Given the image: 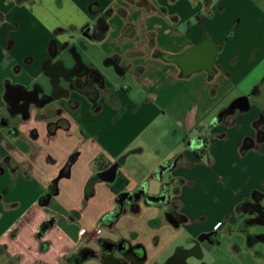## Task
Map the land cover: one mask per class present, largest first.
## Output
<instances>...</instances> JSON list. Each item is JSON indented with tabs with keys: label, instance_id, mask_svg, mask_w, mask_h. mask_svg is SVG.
Here are the masks:
<instances>
[{
	"label": "crops",
	"instance_id": "crops-1",
	"mask_svg": "<svg viewBox=\"0 0 264 264\" xmlns=\"http://www.w3.org/2000/svg\"><path fill=\"white\" fill-rule=\"evenodd\" d=\"M226 5V0H0V119L7 116L8 88L38 86L51 92L50 81L62 72L59 62L74 72L73 82L91 81L82 92L60 78L67 96L32 108L27 119L15 116L17 131L0 130L5 143L0 144V264H64L79 248L108 237L145 250L141 233L167 223L166 208L140 203L137 214L128 212L115 232L103 235L97 224L116 211L119 194L147 183L155 194L161 184L175 181L177 191L169 200L184 212L200 194L199 183L213 188L212 176L230 173L237 160L245 179L237 184L240 193L229 198V211L238 223L237 213L251 193H264V134L251 143L264 126V118H257L264 117V5L248 4L231 13ZM103 19L104 32L83 31L96 29ZM204 38L219 47L211 74L201 70L184 76L180 66L164 58L181 55ZM69 53H78L83 66H76ZM98 77L105 88L97 100L100 110L89 96L98 90ZM238 88L242 91L235 94ZM104 92L114 98L111 105ZM241 96L248 97L249 110L212 125L224 102ZM54 110L61 113L48 112ZM58 119L67 124L49 130ZM194 140L200 141L198 147L191 145ZM148 153L153 159L146 164ZM84 160L79 171L75 167ZM171 161L174 168L156 178L155 171ZM114 164L115 180L98 179L85 199L87 182ZM253 176L262 179L260 185H253ZM51 184L56 192L43 199ZM187 220L184 228L192 218ZM48 221L51 228L40 236V226ZM218 225L184 233L186 245L176 246L164 264L187 244L216 233ZM50 251H55L52 258Z\"/></svg>",
	"mask_w": 264,
	"mask_h": 264
},
{
	"label": "rangeland",
	"instance_id": "rangeland-1",
	"mask_svg": "<svg viewBox=\"0 0 264 264\" xmlns=\"http://www.w3.org/2000/svg\"><path fill=\"white\" fill-rule=\"evenodd\" d=\"M226 12L231 13L236 8H241V11L245 10L246 5H264V0H226ZM263 2V4H262ZM239 17V16H238ZM234 18L235 21L239 18ZM127 83V82H125ZM239 91L234 90L235 94L240 93L242 90L238 88ZM126 93L127 91H123ZM235 97L231 95V98ZM227 100L224 102V107L226 108L230 102ZM257 108V104L254 103ZM220 113V112H219ZM217 115V114H216ZM264 118L261 114H258L257 118ZM127 154V153H126ZM148 153L143 156V163L148 164L153 156ZM239 161H234L232 166L234 167L228 174H215L213 179L210 180L211 186L213 188L206 189L199 183L200 194L195 193V200L190 204H186L185 211L180 212L181 215L186 216L189 219L192 218V222L189 227L184 228L183 224L179 227H173L168 223L162 224V226L156 227V230L144 229L141 233V240L146 250V261L147 264H164L166 259L172 258L174 255V249L178 245H186L187 238L184 233L192 232L196 233L198 231L210 230L211 225L219 222L218 226L221 228L215 233L218 236V243H204L199 247V255L189 254L186 256L184 262L186 264H259L264 259V247L262 241H257L253 239L252 241H246V235L239 232L238 229L247 228V234L264 236L263 227L255 226H245L244 221L240 220L238 223H234L235 219L231 216L230 205L232 200L229 198L233 197V194H239L241 189L239 184L244 183V176L241 174L243 169L242 165L238 163ZM85 164V160L79 162L75 167H78L80 171L82 166ZM150 175V173H149ZM253 185H257L264 180L257 179L253 176ZM210 178V175L205 177ZM260 180H262L260 182ZM156 181L150 180L149 184L154 186ZM238 184V185H237ZM144 190H148L149 195L154 193L151 188H149L148 183L143 185ZM178 187V185H177ZM155 193L159 191V188L154 190ZM194 190L193 192H195ZM192 192V193H193ZM173 195V192H170ZM180 205L183 206V201ZM117 209V208H116ZM181 209V208H180ZM189 216H188V215ZM122 216H120L121 218ZM119 218V219H120ZM229 224L231 227L224 229V225ZM97 225L103 226V235L107 234L105 225L99 223ZM120 227L124 226L125 223L121 222ZM157 225V224H156ZM96 227H94V230ZM212 232V231H210ZM76 234V233H75ZM74 236V235H73ZM185 236V237H184ZM198 237V236H197ZM252 242V243H251ZM58 241L55 243V247L58 246ZM192 244H187L185 251L192 250ZM257 252L259 254H257ZM49 257L55 256V251H50L48 253ZM85 264H100L96 260H88Z\"/></svg>",
	"mask_w": 264,
	"mask_h": 264
},
{
	"label": "flooded vegetation",
	"instance_id": "flooded-vegetation-1",
	"mask_svg": "<svg viewBox=\"0 0 264 264\" xmlns=\"http://www.w3.org/2000/svg\"><path fill=\"white\" fill-rule=\"evenodd\" d=\"M102 30H103L102 21H100L99 27H96V29L93 26H86L85 28H83V31L92 34V36L93 34H100ZM72 73L74 72H71L69 74L61 73L68 81H70V88L77 89L82 92L87 91L86 87L91 81H88L87 85H82V84L80 85V83H78L77 81L73 82L72 80H70L72 78L71 77ZM96 82L98 84V90H94L90 92L89 96L92 98V101L94 103L93 105L94 109L100 110L101 105L98 104L97 100L100 93L103 92L105 88H104V82L101 78L98 77L96 79ZM104 93L107 104L111 105L113 103L114 98L109 93L107 92ZM67 95H68L67 91L56 90V89L53 91V94L51 92L46 93L41 89V87L38 86H34L33 88H31V90L18 89V88L16 90H12L11 88H8L7 91L5 92L7 116L2 117L0 119V130L6 129L8 130V133H10L12 130L17 131L16 125L12 123V119L15 116L17 117L18 115V117H21V119L23 120L27 119L29 117V112L32 108H43L57 101L60 97ZM16 99H18V102L15 104L14 101ZM228 106L222 112H227V114L230 115L232 113L227 109ZM48 112L53 114L61 113L60 110H54ZM65 124H67L65 120L58 119L56 123L50 124L48 129L52 130L53 128L55 129L58 127H63ZM262 124L264 125V119L262 121ZM263 134H264V126L262 127L261 131L257 134L258 135L257 138L251 141V143L256 144L257 141L263 136ZM0 144L5 145L1 134H0ZM195 144L196 143L192 141L191 145L194 146ZM18 145L21 148L24 147L22 142H19ZM170 163L175 164V161H171ZM159 168L157 170H159ZM166 173H168V171H166L164 174L154 173L155 174L154 176L156 178L158 177L162 178ZM95 177L97 178V176ZM96 180H98V178ZM177 185L178 184L175 181L172 183L170 182V183L161 184L159 191L151 195H147L146 190H144V194L141 196L128 195L121 200V206L116 204L117 209L115 212L107 213L109 215L115 214L116 216L113 218L108 217L105 221L102 222L100 221V223L105 225L104 228L106 229L107 233L111 234L115 232L116 231L115 226L120 216H124L130 211L138 210L139 212L140 211L139 206L140 203H142V198L143 196L146 195L159 198V201L155 206L166 208V212L164 214L165 219H166V214L168 213L171 212L179 213L178 212L179 207L177 206V203L175 204L171 202V200H169L170 192L172 191L173 193H175L177 191ZM55 192H56V186L55 184H51L43 199L45 198L47 199L48 197H51ZM164 194L167 195V200L162 201ZM237 216L239 217L238 222L240 220H243L245 226L247 225V226L264 228V193L257 191L252 192L250 197L241 206L239 213H237ZM166 222L168 223L167 220ZM51 226H52L51 221L43 223L38 230V234L40 236L44 235L51 228ZM247 230H248L247 228L242 229L241 227H239L238 229L239 232H242L246 235V241H252L253 239H256V242L262 241L263 243L262 245L264 247V236H257L255 234L249 235L247 234ZM204 243L217 244L218 236L215 233H211L208 235L206 240L203 241L195 240L194 244H192L193 246L191 252L185 250L183 252H180L169 264H186L184 262L186 256H188L191 253L199 255V247L202 246ZM257 254L259 253L257 252ZM88 260H96L100 264H144L146 261V254L143 246L139 243L133 244L131 243L130 240H125L124 238L121 237L117 239H111L108 237L105 239H98L97 241H95L93 246L79 248V250L76 253L69 255L68 257H65L63 263L85 264Z\"/></svg>",
	"mask_w": 264,
	"mask_h": 264
},
{
	"label": "water",
	"instance_id": "water-1",
	"mask_svg": "<svg viewBox=\"0 0 264 264\" xmlns=\"http://www.w3.org/2000/svg\"><path fill=\"white\" fill-rule=\"evenodd\" d=\"M219 50L218 46H214L212 45L209 40H207V38H204L203 41L198 44L197 46H193L189 49H187L185 52H183L181 55L178 56H164V58L168 59L169 61H173L175 62L178 66L181 67L182 69V75L184 76H188L193 72L196 71H205L209 74L212 73L213 71V64L215 61V57L217 54V51ZM72 60L75 62V65L77 66L78 64H81L83 66V63L81 62V58L79 56L78 53H69ZM199 59V60H198ZM60 65L62 66L61 73L64 74H69L72 72V70L66 69L63 66L62 62H59ZM60 78L63 79L64 82H69L64 76L63 74H59L57 75L55 80H51L50 81V85H51V93L53 94V91L56 90H63V87L60 86ZM65 78V79H64ZM12 90H16V88H11ZM18 102V99H16L14 101V103L16 104ZM250 108V104H249V100L247 96H241L238 98H235L234 100L231 101V103L228 106V110L231 111V113H244L247 112ZM227 112H221L219 113L216 118L213 120L212 125H216L219 123H222L223 120L227 117ZM196 143L193 147H198L199 146V140L195 141ZM73 161V160H71ZM169 162L162 164L159 168V170H156L155 173L156 174H164L166 171H170L174 168L175 164H171ZM117 164H114L113 166H111L108 170L97 174V178L100 181H103L105 183H112L115 180L116 177V170H117ZM155 175V174H154ZM161 178V177H158ZM130 193H122L119 194L116 197L115 203L119 206H121V200L123 198H125L126 196H128ZM167 200V195L164 194V197L162 199V201ZM159 201V198H156L154 196H143L142 198V204L144 206H155ZM129 213L131 214H137L138 210L136 211H130ZM205 238L207 237V235L204 236Z\"/></svg>",
	"mask_w": 264,
	"mask_h": 264
},
{
	"label": "trees",
	"instance_id": "trees-1",
	"mask_svg": "<svg viewBox=\"0 0 264 264\" xmlns=\"http://www.w3.org/2000/svg\"><path fill=\"white\" fill-rule=\"evenodd\" d=\"M108 13V12H107ZM102 28H103V32L105 31L106 29V23H105V19L102 20ZM3 60V54H2V50L0 49V62ZM124 159V157H121L119 159V161L121 162L122 160ZM97 178L96 177H93L91 178L86 186H85V191H84V197L85 199L89 198L92 194H93V185L96 181ZM113 189V188H112ZM113 192L116 194H118V191L113 189ZM144 194V187L141 186L137 189V191L135 193H131L129 195H136V196H141ZM116 215L115 214H105L104 216L101 217L100 221H105L108 217H115ZM166 220L168 221L169 224H171L173 227H179L180 225L182 224H185L187 223V217L184 216V215H181L180 213H177V212H171V213H168L166 214Z\"/></svg>",
	"mask_w": 264,
	"mask_h": 264
}]
</instances>
